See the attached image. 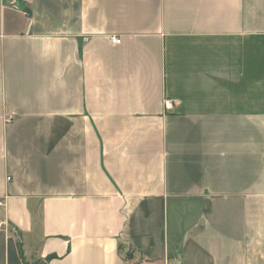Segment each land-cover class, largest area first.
Wrapping results in <instances>:
<instances>
[{
    "label": "crops",
    "instance_id": "1",
    "mask_svg": "<svg viewBox=\"0 0 264 264\" xmlns=\"http://www.w3.org/2000/svg\"><path fill=\"white\" fill-rule=\"evenodd\" d=\"M15 1L0 264H264V0Z\"/></svg>",
    "mask_w": 264,
    "mask_h": 264
},
{
    "label": "trees",
    "instance_id": "2",
    "mask_svg": "<svg viewBox=\"0 0 264 264\" xmlns=\"http://www.w3.org/2000/svg\"><path fill=\"white\" fill-rule=\"evenodd\" d=\"M52 257H53V256L48 255L45 259H40V258H38V259L34 260V261L32 262V264H48V262L50 261V259H52ZM21 258H22V261H23L24 264H29V263L27 262V260L25 259V257H23L22 253H21ZM126 258L129 259V258H130V254H127Z\"/></svg>",
    "mask_w": 264,
    "mask_h": 264
},
{
    "label": "built area",
    "instance_id": "3",
    "mask_svg": "<svg viewBox=\"0 0 264 264\" xmlns=\"http://www.w3.org/2000/svg\"><path fill=\"white\" fill-rule=\"evenodd\" d=\"M11 2L12 5H15L16 4V1L15 0H9ZM110 41L114 44H120L121 40L119 38H115V37H111L110 38ZM13 119V115H9L7 116V119H6V122H10L12 121ZM157 264H160V263H157ZM163 264H174V263H171V262H165Z\"/></svg>",
    "mask_w": 264,
    "mask_h": 264
},
{
    "label": "water",
    "instance_id": "4",
    "mask_svg": "<svg viewBox=\"0 0 264 264\" xmlns=\"http://www.w3.org/2000/svg\"><path fill=\"white\" fill-rule=\"evenodd\" d=\"M176 264H180V261L176 262Z\"/></svg>",
    "mask_w": 264,
    "mask_h": 264
},
{
    "label": "rangeland",
    "instance_id": "5",
    "mask_svg": "<svg viewBox=\"0 0 264 264\" xmlns=\"http://www.w3.org/2000/svg\"><path fill=\"white\" fill-rule=\"evenodd\" d=\"M29 264H32V262H29Z\"/></svg>",
    "mask_w": 264,
    "mask_h": 264
}]
</instances>
